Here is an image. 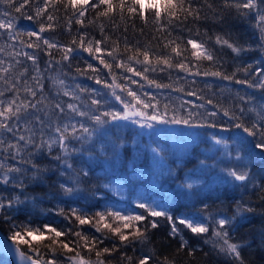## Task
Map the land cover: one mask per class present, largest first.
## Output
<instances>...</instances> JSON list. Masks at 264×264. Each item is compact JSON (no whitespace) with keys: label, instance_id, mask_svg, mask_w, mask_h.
I'll list each match as a JSON object with an SVG mask.
<instances>
[{"label":"snow or ice","instance_id":"snow-or-ice-1","mask_svg":"<svg viewBox=\"0 0 264 264\" xmlns=\"http://www.w3.org/2000/svg\"><path fill=\"white\" fill-rule=\"evenodd\" d=\"M0 4L6 6L0 15L8 18L0 19V29L6 30L8 39L12 41L8 45L12 51L6 52L4 47H0V53H5L15 60V64L9 63L5 67V60L0 59V82L4 85L0 88V224H7L12 232L11 239L16 244L21 261L24 264H92L81 255V251L86 250L89 254H95V264H105V256L146 243L149 239V230L160 227L162 218L169 225V237L179 240V250L188 249L189 255L196 251L190 247L189 240L185 239L186 234L191 233L195 237H206L204 243H211L218 255L231 256L230 264H245L241 254L243 245L233 242L231 232L234 231L233 225L239 218L254 211L251 203L244 201L243 198L237 200L234 215L228 216L210 213L208 211L210 206L206 201L215 191L214 185L218 184H231L234 188L245 190L251 185L254 190L264 191V174L260 175L257 182L256 174L252 171L255 166L254 158L245 159V156L252 157V152L248 151L250 146L253 151L258 152L260 159L264 160V104L259 108L247 107L253 98L240 96L241 103L223 107L212 99H207L206 103L212 105L215 111L189 110L183 115L179 114V110L184 108V102H181L179 107H173L169 103L161 104L155 96L147 92L143 93L142 98L136 91L117 83L113 74L115 66L147 81L149 86L159 89L171 88L172 85L158 83L150 79L147 73L177 69L191 76L202 75L218 77L221 80H234L237 84H245L264 94V69L256 73L252 66L243 60V56L250 51L248 47L240 46L221 35L215 36V44L231 49L236 54L235 59L240 61L236 70L228 74L223 71L220 58L211 47L207 46V41L196 38H188L186 41L179 37L169 38L172 37L171 30L180 25L186 26L189 21L195 24L202 19H209L204 14L205 8L213 12L217 22L222 23L224 17L214 10L213 3L209 0H204L203 4L199 3V0H130V2L129 0H0ZM58 5H63L65 12L69 8L73 10L67 17L66 27L69 32L73 22L83 28L89 8L96 11L95 18L87 22L89 25L97 24L101 18H107L109 23H114L116 16L121 20L139 16L145 24L151 19L158 32L167 34L162 44L163 49L167 51H153L151 45L132 46L126 39L123 52L119 51L118 43H114L110 50H105L101 45L108 37L104 36L103 22L98 25L103 39H94L89 37L87 31H79L68 43L61 44L50 40L42 34L55 30L57 25L53 21L58 18L49 11V8L59 11ZM29 6L33 8V14L25 13V9ZM223 7L234 9L238 16L251 19L260 33L261 47H264V0H223ZM8 9L18 14H26L29 21H37L38 31H15L14 17ZM45 17L48 23L41 22ZM196 35H200L198 29ZM24 36L27 40L23 38ZM17 43L21 47L20 51L15 50ZM159 47L158 45L157 48ZM25 48L43 51L49 57L47 61L49 66L70 62L75 59L74 54L78 51L87 53L104 69H108L109 75L113 76L112 83L96 76L95 73L99 69L87 61L84 69L76 68L77 73L87 75L90 70L93 75H89L88 79L110 89L111 96L121 105V109L108 107V110L100 111L101 107L107 104L102 93L80 84L71 88L63 79L53 81L60 86L57 94L62 93L72 102L53 103L48 100L45 95V76L39 67L38 56L23 51ZM53 50L60 54L59 59L56 58ZM21 56L31 61L33 65V74L23 79V87H20V77L28 74L27 67H23L15 80L10 75L15 66L22 64L21 60L15 59ZM105 56L111 60L106 59ZM204 61L208 62V67L203 66ZM134 65H141V68L137 69ZM237 72H243L245 78L237 79ZM124 79L130 80L133 84L139 83L131 77L126 76ZM116 89L126 93L131 99H125ZM22 91L31 99L22 98L20 95ZM174 91L185 90L176 87ZM80 94L85 96L82 97ZM186 95L195 96L196 92L189 91ZM195 107L204 108V104ZM170 110L172 115L169 117ZM221 113L227 118V123L212 119ZM245 113H248L247 118ZM117 121H131L141 128L149 129H154L156 124L183 125L200 129L219 128L222 131L236 129L251 139L247 144L243 139L239 141L244 148L243 155L239 147H233L225 153L232 159L230 166L221 169L220 172H215V165L207 163L210 157L200 160L196 170L186 173L179 183L180 190L176 192L171 204L167 200H152L149 203L146 197L140 196L135 205L141 210L139 212L110 210L107 207L93 212L90 208L71 207L67 214L57 205L55 210L47 211H54V214L63 216L69 221V225L74 220L75 229L71 226L61 228L53 223L33 225L31 217L44 197L28 193L29 184L44 182L47 174L55 171L59 173L57 181L54 182L58 192L48 195L57 198L78 197L81 185L87 182L92 171L87 161H83L84 153L88 154L89 160L101 154L110 163H114L119 158L120 153L117 148L123 147V142L119 141V138L118 143L114 145L104 141L110 127H120L119 124H114ZM157 131H165V129ZM190 135H198V133H190ZM207 135L215 145L224 144L227 147V142L222 138L212 133ZM152 151L159 154L161 149L153 148ZM109 152H111L110 158ZM40 156L49 157L50 165L43 166L37 163V157ZM81 161L84 166L77 168L76 163ZM160 162H163L162 157ZM169 175H172L171 169ZM193 176L198 180L193 181ZM61 177L64 179L61 180ZM197 183L199 187L195 186ZM185 189L189 191H184ZM190 196L195 197L190 205L180 203L181 197ZM196 205L202 207L198 213H193L190 209L195 208ZM184 208L189 210L182 211ZM21 212H27L29 219L17 223L16 215ZM85 225H89L94 230L91 236L85 233L83 228ZM97 233L99 235H96ZM29 252L35 255H29ZM148 260L149 257L146 256L139 259L137 264H148ZM121 264H132V257L127 256L125 252ZM162 264H168L167 259Z\"/></svg>","mask_w":264,"mask_h":264},{"label":"trees","instance_id":"trees-1","mask_svg":"<svg viewBox=\"0 0 264 264\" xmlns=\"http://www.w3.org/2000/svg\"><path fill=\"white\" fill-rule=\"evenodd\" d=\"M209 2L213 3L214 10L224 17L222 23L217 22L213 16V12L205 8L204 14L209 19H202L195 24L189 21L186 26L180 25L171 30L172 37L169 38L179 37L185 41L188 38H196L197 40L207 41V46L211 47L217 57L220 58L223 71L231 74L236 70L240 61L235 59L236 54L231 49L227 47L222 48L215 44V36L221 35L226 39L235 41L240 46L250 49L243 56V60L245 63L250 64L256 73L264 69V47H261L260 33L256 29L254 22L248 17L238 16L234 9L224 8L223 0H209ZM199 3L203 4L204 0H199ZM58 7L59 11H53L49 8V11H52L53 15L58 18L56 21H53L57 25L55 30L46 31L42 34L50 40H55L61 44L68 43L74 36H77L79 31H87L91 38L103 39L98 26L100 22H103L104 36L108 37L105 43L101 45L105 50H110L114 46V43H118L119 51L123 52L126 39L132 46L138 45L143 47L144 45H151L153 51H167L162 47L163 40L167 34L158 32L151 19L145 24L139 16L126 20H121L119 16H116L114 17V23H109L107 18H101L97 24L89 25L87 22L96 16V11L89 8L83 28L81 25L73 22L71 32H69L66 27L67 17L71 15L73 10L69 8L65 12L63 5H58ZM5 8V5L0 4V13ZM8 11L14 17L13 23L15 24V31H38L39 24L37 21H29L26 18V14H33V8L31 6L25 9L26 14H18L11 9H8ZM146 15H148L147 12ZM0 19L6 20L8 18L0 15ZM74 20L75 18L73 17ZM41 22L48 23L46 17ZM197 29L200 33L199 36L196 35ZM205 33L207 34L205 35ZM0 34H2L0 35V47H4L6 52L12 51L8 47L12 41L8 39L6 30L0 29ZM23 38L27 40L26 36ZM158 45L160 46L159 48H157ZM15 50H21L18 43L15 45ZM23 51L35 53L38 56L39 67L45 76V95L53 103L57 101L72 102L68 97H64L62 93L57 94L60 86L54 84L53 81L63 79L66 85L71 88H75L76 84H80L88 89H95L97 93H102L106 98L107 104L102 106L100 111L108 110V107H114L116 110L121 109V105L111 96L110 89L105 88L103 84L98 85L94 80L88 79L89 75H93L90 70L87 75L77 73L76 68L80 67L84 69L85 61H87L99 69L95 73L96 76L108 83H112L113 76L109 75L108 69H104L97 60L91 59L87 53L78 51L74 54L75 59L70 62L65 61L61 64H52L49 66L47 63L49 57L43 51L26 48ZM53 53L59 59L60 54L55 50H53ZM105 58L111 60L109 57L105 56ZM0 59L5 60V67L9 63L15 64V60L5 53H0ZM15 59L21 60L22 64L15 66L11 70L10 75L13 80L22 72L23 67L29 69L27 75L20 77V87H23V79H27L33 74V65L31 61H27L22 56L16 57ZM203 66L208 67V62L204 61ZM134 67L140 69L141 65H134ZM113 74L116 77L117 83L136 91L142 98L143 93L147 92L155 96L161 104L169 103L173 107H179L181 102H184V108L179 110V114L183 115H186L189 110L194 112L215 111L216 109L212 105L206 103L207 99H212L223 107H230L234 103H241L239 101L240 96L253 98L247 107L259 108L261 104H264V94L260 90L249 88L245 84H237L234 80H221L218 77H206L202 75L191 76L177 69L147 73L150 79H154L158 83L172 85L171 88L157 89L154 86H149L147 81L140 77L132 76L131 73H126L123 69L115 68V66L113 67ZM126 76L139 81V83H131L130 80L124 79ZM236 78L244 79L245 76L243 72H237ZM29 82L31 83V81ZM3 87L4 85L0 82V88ZM176 87H182L185 91L176 92L174 91ZM116 91L124 96L125 99H131L126 96V93H121L119 89H116ZM189 91L196 92V95H186ZM20 95L22 98L27 97V94L23 91ZM80 95L82 97L85 96V94ZM27 98L31 99V97ZM200 104H204V108L195 107ZM168 115L169 117L172 115L171 110ZM247 115L248 113H245L246 118ZM212 119L227 123V118L223 117L222 113ZM114 124H119L120 127H110V130L104 137V141L114 145L118 143L119 138V141L123 142V147L117 148V151L120 153L119 158L114 163H110L105 159L103 154L89 160L88 154L84 153L83 161H87L92 171L87 182L81 185V191L78 197L60 196L57 198L54 195H48L49 193L55 194L58 192V187L55 186L54 182L57 181L59 173L55 171L49 172L44 182L29 184L27 188L28 193L44 197L43 202L39 204L35 214L31 217L33 225L53 223L61 228L71 226L75 229L74 220L69 225V221L65 220L63 216L56 215L54 211L47 210H55L57 205L64 210L65 214L68 213L71 207L90 208V211L93 212L100 210L106 202H118L119 197H117L118 195L115 193L114 187L112 188V183L115 181L122 183L126 187L127 200H133L134 196V199H136L143 193L144 197L149 200H167L171 204L176 192L180 190L178 188L179 183L185 177L186 173L196 170V165L200 160L210 157L207 159V163L209 165H215V172H220L221 169L230 166L231 157L229 159L224 158L216 150V152H212V149L216 145L210 136L207 135L208 133H212L227 142V147L221 144L219 145L221 148L224 147L230 151L233 147H239L242 155L244 154V148L239 144V141L243 139L245 144H247L251 139L245 133L236 129L222 131L219 128L200 129L188 128L183 125L160 124H156L154 129H149L141 128L138 124H133L131 121H117ZM158 129H165V131H157ZM190 133H198V135H190ZM153 148H160L161 152L159 154L154 153L152 151ZM248 151L252 152V157L245 156V159L254 158L253 164L255 166L252 168V171L256 174L258 182L260 175L264 174V160H261L258 152L253 151L250 146L248 147ZM108 157H111V152L108 153ZM160 157L163 158L162 163L160 162ZM83 161L77 162L76 167L84 166ZM9 163H15V161H9ZM37 163L43 166H49L50 158L47 156L37 157ZM169 169H171L172 175H169ZM60 179L63 180L64 178L61 177ZM192 179L193 181L198 180L196 176H193ZM105 185L108 187H105ZM195 186L199 187L200 185L197 183ZM214 188L215 191L212 192L210 198L206 201L210 206L208 211L212 214L234 215L236 201L241 198L251 203L254 211L244 214L236 221L233 225L234 231L231 232V236L233 242L243 245L241 254L245 264H264V191L254 190L251 185H249L247 190L234 188L231 184H218L214 185ZM184 191L189 190L185 189ZM93 193H97V195L94 196ZM194 199L195 197L192 196L187 198L181 197L180 203L190 205ZM97 201L99 202L98 205ZM201 207V205H196L195 208H191L190 210L193 213H198ZM188 210V208L182 209V211ZM28 219L27 212H21L16 215L17 223L21 221L26 222ZM83 228L87 235H92L94 230L89 225H85ZM0 231L7 238L11 239L12 232L9 230L7 224H0ZM168 233L169 225L161 218L160 227L149 230V239L146 243L137 244L128 249H122L120 252H116L111 256H105V264H121L122 256L125 252L127 256L132 257V264H137L139 259L146 256L149 257L148 264H162L165 259H167L168 264H230L232 260L231 256H225L224 254L218 255L213 250L211 243L205 244L204 239L206 237H195L191 233H187L185 239L189 240L190 247L196 251L192 255H189L188 249L179 250V240L170 238ZM96 235L99 234L97 233ZM28 254L35 255L32 252ZM81 255L85 259L90 260L92 264H95L96 257L94 253L89 254L86 250H83L81 251ZM0 259L2 258L0 257ZM5 259L8 260L7 258ZM8 263L11 264L10 262Z\"/></svg>","mask_w":264,"mask_h":264},{"label":"rangeland","instance_id":"rangeland-1","mask_svg":"<svg viewBox=\"0 0 264 264\" xmlns=\"http://www.w3.org/2000/svg\"><path fill=\"white\" fill-rule=\"evenodd\" d=\"M219 145H216L212 150V152H220V155H223L224 158H230L229 156L225 155L226 152H229L226 148L224 147H218ZM216 150V151H215ZM114 187L115 189V193L118 195L117 197H119V200L118 202L114 203V202H106L102 208H100V210H102L104 207H107L109 208L110 210H120V211H125V212H128V211H133V212H139L140 210L136 208V203L138 201V199L140 198V196H144L143 193H141V195H139L136 199H134L133 197V200H127L126 199V194H127V191H126V187L118 182V181H115L114 183H112V188ZM152 200H149L147 199V202H151ZM15 246V245H14ZM15 248V255L16 257H19L18 253H17V248L16 246L14 247ZM1 250L4 251V245L3 243L1 242L0 240V253H1ZM0 257L2 259H0V264H9L8 262H11L9 260L8 257H6L3 253H1ZM5 258H7L8 260H6ZM12 264V263H11Z\"/></svg>","mask_w":264,"mask_h":264},{"label":"water","instance_id":"water-1","mask_svg":"<svg viewBox=\"0 0 264 264\" xmlns=\"http://www.w3.org/2000/svg\"><path fill=\"white\" fill-rule=\"evenodd\" d=\"M0 239L4 244V247L6 249V254L10 257L11 261L14 264H24L23 261H21L20 257L16 258L15 254L13 252V243L11 240H9L7 237H5L1 232H0Z\"/></svg>","mask_w":264,"mask_h":264}]
</instances>
